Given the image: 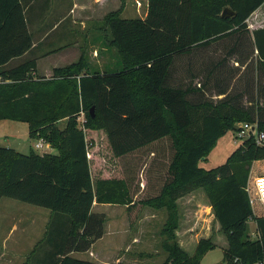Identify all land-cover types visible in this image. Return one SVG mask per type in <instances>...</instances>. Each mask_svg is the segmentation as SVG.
Instances as JSON below:
<instances>
[{
    "label": "trees",
    "instance_id": "16d2710c",
    "mask_svg": "<svg viewBox=\"0 0 264 264\" xmlns=\"http://www.w3.org/2000/svg\"><path fill=\"white\" fill-rule=\"evenodd\" d=\"M263 3L147 0L144 17L123 18L121 0L101 23L104 44L120 66L99 69L82 51L47 78L37 74L36 56L22 58L33 44L23 1L0 0V120L25 122L30 138L57 149L25 154L0 146V199L52 213L35 250L49 248L53 264H102L69 255L87 251L104 234L106 216L93 211V203L121 204L128 212L146 205L166 212L160 264H200L216 240L199 237L193 252H185L176 235V201L202 189L226 240L223 260L264 264V214L255 212L246 190L252 163L264 159V144L254 139L264 133V26L250 30L247 24ZM225 7L234 14L222 17ZM231 59L247 70L238 92L230 85ZM242 123L255 126V133L249 130L222 164L202 167L217 140ZM98 130L118 158L142 149L155 156L152 172L162 183L157 192L141 197L154 190L140 191L134 172L93 179L86 131Z\"/></svg>",
    "mask_w": 264,
    "mask_h": 264
},
{
    "label": "rangeland",
    "instance_id": "374dc122",
    "mask_svg": "<svg viewBox=\"0 0 264 264\" xmlns=\"http://www.w3.org/2000/svg\"><path fill=\"white\" fill-rule=\"evenodd\" d=\"M56 1L59 2V0H47L49 5H52L53 7ZM136 1L137 0H124L125 6L121 12V17L135 18L145 16L147 11V0H138V4ZM111 2L116 5V8H112V10L119 8L121 4V0H112ZM61 3L63 4L61 10L67 11L68 6L71 4V0H61ZM261 12V16L263 17L262 24L264 25V7H262ZM44 17L46 18L47 26L56 24L55 28L58 27L52 34L53 36L57 35V43L67 42L68 38L66 37H68L69 34L67 27L70 23H72L71 18H68L66 13L62 15L61 12L54 13L53 9H48ZM75 21L76 22L72 24V27L75 30L74 36L77 38L76 41L81 45V53L82 51L85 53L90 64L97 65L99 69H102L106 65H102V63L95 61L97 58H100V55L102 54L101 49L99 48L100 44L98 42H92L90 39L91 37H87L84 32L85 30L82 29V24L79 23V18H76ZM251 22L252 19L249 21L247 19L249 28L252 27ZM87 25L88 24H86V27ZM98 35L102 40L105 37V35L102 33H98ZM93 49L98 50L97 57H92ZM114 59H116L117 66H120V62L118 61L116 53L114 54ZM48 65L49 64H47V66ZM226 66L233 74L230 79V85L233 88L232 92L243 90V83L246 77L245 74H247V70H244V67L237 63L235 59L229 60ZM181 68L182 63L179 65V73L176 71L177 75L181 74ZM39 73L41 72L39 71ZM64 123L65 122H60L59 126L63 127ZM234 134L235 133L233 131H227L226 135H224L225 137L220 138V141L225 140V143L227 144L221 147L223 153L230 149L233 145L232 141L234 139ZM86 139L88 143L87 150L89 155L90 170L93 179L97 177H122L126 176L129 171L130 173H136L135 177L141 179V181L145 180L148 182V184H146L147 186H145V189H149L152 181L157 180L154 177L155 172H152L155 171V168L152 164L155 156H153L151 153L149 154L144 149H142L133 154H128L118 158L113 155L106 135L102 130H98L95 133L86 131ZM38 142H40V139H32L29 137L28 127L25 122L13 121L9 119L0 120V146H9L25 154L30 152H34L36 154L57 152V149L50 147L46 143H43V147L41 148L36 147ZM207 162L210 163V160L206 161V163ZM260 174L264 175V159L254 161L250 167L246 190L253 196H255V194L252 180L255 176ZM153 193H155V191H145V193H140V196L142 197L152 195ZM197 196L204 199V201H207L206 198L202 196L201 192H197ZM6 204H10L11 208L7 210L6 217L0 219V239L5 237L9 232L13 233V238L20 234V225L22 226V222H27V217L24 216V211L32 209V214H37L36 219H38V221H41L44 218V214H42L43 210L40 209L46 210L45 208L16 199L3 197L0 202V211L3 210L2 205ZM263 208L264 207L255 200V212L262 215L264 214ZM93 211L104 213L106 216V221L104 224V234L102 238L96 240L92 248L94 251V256L90 258L91 260H93V257H95L96 259L94 260L96 262H99L97 260L107 262L109 261L110 264L118 261L127 264H160L165 260L166 252L161 246L162 236L160 234V229L165 220L163 218L166 217V212L165 214L162 213L165 211L164 209H160L159 211L161 213H159L155 212V210L151 209L149 206L143 205V207H134L130 212H128L126 207L121 204L98 203L93 207ZM26 215H28V213H26ZM194 219H196V217L191 218V222H194ZM202 222L205 225L202 226L201 223L196 226V224L193 225L191 223L195 229L194 232L197 235L204 231L206 232L208 224L210 225V223L206 220H202ZM189 224L190 223H186V226L188 227ZM13 226L17 227L16 231H14ZM34 228L35 226L33 224V229ZM253 228L250 230L251 232L253 231ZM219 232L220 231L216 230L214 225L211 226V236L216 238L215 240L217 246L208 250L204 254V256L201 258L200 264H229L223 260V251L226 240L224 235ZM30 237H32L31 234ZM179 244L180 246L182 245L184 247L183 248L181 246L185 252L188 251L189 253H192L194 250L195 245H192V241H185L183 245L182 240H179ZM87 255L88 254H86V256Z\"/></svg>",
    "mask_w": 264,
    "mask_h": 264
},
{
    "label": "crops",
    "instance_id": "0c3cea01",
    "mask_svg": "<svg viewBox=\"0 0 264 264\" xmlns=\"http://www.w3.org/2000/svg\"><path fill=\"white\" fill-rule=\"evenodd\" d=\"M22 1L24 3V12L28 23V28L33 35V44L30 49V52L27 53V55L23 56L22 58L26 56L37 57V74L39 73V71L41 72L38 75L45 76L48 78L52 75L54 68L66 66L70 63L76 62L79 59L81 54L80 51L81 45L79 42L76 41L77 38H75L74 36L75 30L72 27V24L76 22L75 21L76 18H79V23L82 24V29L85 30L84 32L87 35V37L89 38L91 37L90 39L92 42H96V43L98 42L100 44L99 48L101 49L102 54L100 55V58H97L95 61L98 63H102V65H106V66H117L116 59H114V54H115L114 50L105 46L104 39L102 40L101 37L98 35V33L99 34L102 33L103 35H106V30L103 29L101 23L104 16L109 11H112V8H116V5H114L113 2H111L112 0H71V4L68 6L67 11L61 10L63 5L61 3V0H59V2L56 1L54 3V7L52 5H49L47 0H22ZM136 2L137 4L139 3L138 0ZM262 7H264V3L249 16L248 21L252 19L251 22L252 27L249 28L250 30L264 26L262 24L263 17L261 16ZM48 9L50 10L53 9L54 13L61 12V15L66 13V15H68V18L69 17L71 18L72 23H70L67 27V31L69 33L68 37H66L68 38L67 42L57 43V39H58L57 35L55 36L52 35L54 30L57 29L58 27L55 28L56 24L47 26L46 18L44 17V15L46 14ZM86 24H88L87 27ZM55 48L58 49L52 51V49ZM92 53H93L92 57L98 56V50L93 49ZM19 59H15V61ZM47 64L49 65L47 66ZM60 122H66V121L61 120ZM95 132L96 131H92V133ZM226 133L224 135H226ZM224 135L221 137L224 138L225 137ZM233 136H234V139L232 141L233 145L231 146L230 149H228L224 153L222 152L221 147L227 144L225 143V140L220 141L221 138L220 137L217 140L216 146L211 150V152L207 156V159L205 161L200 162V165L206 168V167H214L216 165L225 162L227 157L230 155V153L240 144V141L237 138L236 134H234ZM208 160H210V163L209 162L206 163V161ZM161 184H162L161 181L154 180L149 186V189L157 192L161 187ZM140 188H141L140 191H143L145 189V180L141 181ZM201 190L202 189L194 190L186 194L185 196L180 197L176 201L177 210L179 214V227L176 230V235L179 240H182L183 245L185 241H192L193 242L192 245H195L199 237L211 236L212 225L216 227V230H219V225L214 220V215L210 205L208 204V201H204V199L197 196V192H201L202 196L206 198L205 193H203L204 191L202 190L203 191L202 192ZM9 205L8 204L2 205L3 210L0 211V219L6 217L7 210L11 208V205L10 206ZM95 205H97L96 202L93 203L92 209ZM40 210H43L42 214H44V218L41 221H38V219H36L37 214L35 212H34L35 215L32 214V209L24 211V216L27 217V222L25 223L22 222V226L20 225L21 228L20 234H18L15 238H13V233L9 232L5 237L0 239V264H53L54 263L55 258L49 248L42 247V248H37L35 250L37 244L40 241H42L43 238L45 237L47 231V224L52 216V213L48 209L46 210L40 209ZM154 210L155 212L161 213L159 211L160 209L157 210L154 209ZM26 213H28V215H26ZM162 213L165 214V211ZM193 217H196V219L193 220L194 222H191V218ZM202 220H206L207 222L210 223V225L208 224V228L206 232L204 231L199 235H197L194 232L195 229L193 228L192 224L193 225L196 224L197 226L202 223L203 226L205 224L202 222ZM186 223H190L188 227L186 226ZM33 224L35 226L34 229H33ZM249 227L250 230H252V228L254 227L253 228L254 231L256 228L255 222L250 221ZM13 228L14 231L17 230L16 229L17 227L13 226ZM30 234L32 235V237H30ZM95 242L87 251L70 252L69 255L75 258L91 260L90 258L94 256V251L92 248ZM225 245H226V241H225ZM86 254H88L87 255L88 257L86 256ZM94 259L96 258L93 257V260L91 261H95ZM97 261H99V263L102 264H110L109 261L108 262L101 260H97Z\"/></svg>",
    "mask_w": 264,
    "mask_h": 264
},
{
    "label": "built area",
    "instance_id": "2783aa9c",
    "mask_svg": "<svg viewBox=\"0 0 264 264\" xmlns=\"http://www.w3.org/2000/svg\"><path fill=\"white\" fill-rule=\"evenodd\" d=\"M252 124L242 123L240 124V129L235 133L237 138L240 140L244 138L249 133V130L252 128ZM255 142L257 145L264 144V133L257 132L254 136ZM44 141L40 139V142L36 144V147L41 148L43 147ZM252 183L254 185V199L258 201L262 206H264V175L260 174L253 178Z\"/></svg>",
    "mask_w": 264,
    "mask_h": 264
},
{
    "label": "water",
    "instance_id": "95a60500",
    "mask_svg": "<svg viewBox=\"0 0 264 264\" xmlns=\"http://www.w3.org/2000/svg\"><path fill=\"white\" fill-rule=\"evenodd\" d=\"M233 14H234V12L228 7H225L221 12L222 17H228V16L233 15ZM251 131H252V133H255V126H252Z\"/></svg>",
    "mask_w": 264,
    "mask_h": 264
}]
</instances>
